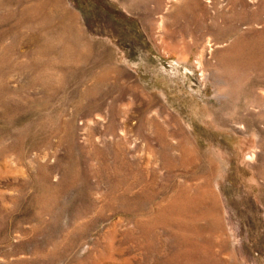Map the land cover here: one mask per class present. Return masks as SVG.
Here are the masks:
<instances>
[{"label": "rangeland", "instance_id": "374dc122", "mask_svg": "<svg viewBox=\"0 0 264 264\" xmlns=\"http://www.w3.org/2000/svg\"><path fill=\"white\" fill-rule=\"evenodd\" d=\"M0 264H264V0H0Z\"/></svg>", "mask_w": 264, "mask_h": 264}]
</instances>
